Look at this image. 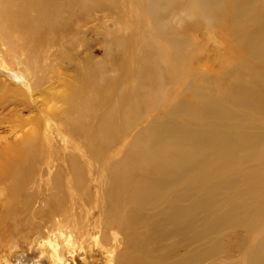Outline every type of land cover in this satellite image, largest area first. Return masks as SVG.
<instances>
[{"label": "bare ground", "instance_id": "bare-ground-1", "mask_svg": "<svg viewBox=\"0 0 264 264\" xmlns=\"http://www.w3.org/2000/svg\"><path fill=\"white\" fill-rule=\"evenodd\" d=\"M2 126L0 264H264V0H0Z\"/></svg>", "mask_w": 264, "mask_h": 264}, {"label": "rangeland", "instance_id": "rangeland-1", "mask_svg": "<svg viewBox=\"0 0 264 264\" xmlns=\"http://www.w3.org/2000/svg\"><path fill=\"white\" fill-rule=\"evenodd\" d=\"M135 6H137V5H135ZM95 15H97V12H94V10L90 11L89 17H91L93 19L95 17ZM217 18H220V17L217 16ZM76 21L81 22V20L79 18L78 19L75 18L74 22H76ZM217 27L218 26L216 24L213 26L214 29H216ZM95 51H96V54H97L98 50H94V52ZM114 57L115 56H109L108 58H105L104 60H105L106 63L114 64V62H116V60H117ZM3 130H6L5 126H2V129H0V135L4 134ZM263 158H264V154H263ZM77 194H80V193H77ZM92 194H93V192H92ZM77 197H78V195H77ZM77 199H79L80 204L84 205L83 202H81V198L80 197H78ZM20 203H22L21 199H20ZM92 214H94L93 219L96 218V216L98 214L97 209L92 211ZM46 218H47V216H46ZM48 220H49V218H48ZM27 244L28 243L21 244L20 246H18L20 248L14 246V247H12L13 249L12 248L7 249V252L8 253L10 252L9 254L13 255L12 258L16 259V260L15 259L14 260L11 259L12 260L10 262L11 264H38V263L41 262V261H39V257L41 259L42 255L39 254V253H36V251H34V250L30 251L29 245H27ZM88 245H89L88 246L89 250H92V252H93L92 254H89V255H91V257L88 258L86 256L85 250L80 249V247L77 246L76 247V251H75V253L73 255L71 253H69V252L68 253L66 252L64 254L65 262L67 264H84L83 260L86 259L87 261L97 262V264H105V262H107L110 259V255H106V254L102 253L103 250L101 249V245H100L98 240L91 239L89 241ZM11 249H12L13 253H12ZM70 250H72V249H70ZM15 254H16V256H15ZM45 258H42V260H44L43 261L44 263L42 262L40 264H49V262H47L48 258H46L47 260Z\"/></svg>", "mask_w": 264, "mask_h": 264}]
</instances>
